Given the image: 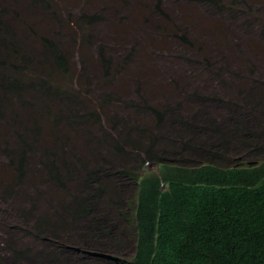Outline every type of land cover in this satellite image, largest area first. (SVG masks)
Returning a JSON list of instances; mask_svg holds the SVG:
<instances>
[{
  "label": "trees",
  "instance_id": "obj_1",
  "mask_svg": "<svg viewBox=\"0 0 264 264\" xmlns=\"http://www.w3.org/2000/svg\"><path fill=\"white\" fill-rule=\"evenodd\" d=\"M207 1L225 23L226 32L230 33L232 25L248 24L241 20L242 16L235 19L233 2ZM161 4L162 0H157L159 10ZM257 27L263 36L264 20ZM10 35H13L10 22L0 10V132L5 133L9 128L17 136L15 143L5 142L3 152L19 183L29 173L38 174V169H43L48 182L58 192L65 193L63 196L55 193L58 197L53 198L52 213L31 219L37 237L49 238L53 245L34 254L27 246L16 248L10 250L12 256L30 253L34 262L29 260V264H93L85 262L81 254L98 257L96 249L68 250L66 241L70 237L65 236L83 229L85 226L79 223L81 218L92 215L98 206L105 204L103 215L93 216L89 228L92 236L98 235L96 230L104 232L106 224L112 225L111 221L118 220L120 214L130 222L135 234L134 253L129 259L119 261L121 264H264V160L230 168H187L179 162L189 150L184 148L190 143L187 133L219 135L213 146L222 148L233 141L225 135L231 120H249V124L255 125L258 119L254 113L259 102L244 93L241 87L247 80L244 74L231 75L247 108L236 110L234 100L220 102L222 106L216 102L217 107L227 112L222 122L207 118L214 115L208 107L204 111L197 107L194 111L181 112L171 105L164 109L148 105L144 99L145 108L147 104L155 119L153 125L141 121L139 109L133 110L136 117L128 113H110L108 117V108L117 94L114 91L104 95L98 110L78 114L80 102L75 93L56 89L47 79L24 72L31 61L25 57L27 51H22ZM178 37L188 42L187 30H181ZM43 39L40 51L43 57L56 59L57 55L63 62L65 57L59 48ZM17 56L21 58L16 59ZM247 81L252 88L264 86V79ZM185 98L200 105V97L194 92ZM55 104L57 110L53 112ZM45 115H52L54 124L52 141L47 146L37 142L40 120ZM90 116L97 118L99 124L105 119L109 131L103 130L99 136L91 131L82 134L84 120ZM63 128L81 133L84 137L81 149L86 150L85 154L80 149L73 150L78 146L71 143L69 133ZM250 133L254 134L253 130L246 129L243 139L249 138ZM127 158L134 161L135 169L124 165ZM146 158L160 163L158 172L143 166ZM12 189L15 188L7 187V191ZM130 209L134 210L132 217L127 212ZM110 233L111 230L105 232L107 236ZM128 234L127 228L121 230L123 242L124 235ZM113 239H116L115 233Z\"/></svg>",
  "mask_w": 264,
  "mask_h": 264
},
{
  "label": "rangeland",
  "instance_id": "obj_2",
  "mask_svg": "<svg viewBox=\"0 0 264 264\" xmlns=\"http://www.w3.org/2000/svg\"><path fill=\"white\" fill-rule=\"evenodd\" d=\"M46 1L48 3L45 0L34 3L32 0H0V10L10 22L11 40L17 42L22 51H27L25 57L31 61L26 70L23 68L24 72L34 78L47 79L56 89L75 93L80 102L78 114L98 110L104 95L114 91L117 92L115 102L109 106V113H105L108 117L110 113H128L136 117L133 110L139 109L141 121L153 125L155 119L147 106L164 109V106L171 105L172 109L176 111L178 108L181 112L194 111L197 107L204 111L208 107L214 115L207 118L222 122L226 120L224 115L227 112L217 107L216 102L234 100L236 110L247 108L231 74H244L249 81L264 79V35L257 27L264 20V0H225L233 2L235 19L242 16L241 20L248 22L243 26L232 25L230 33L226 32L225 23L207 0H162L161 10L156 6L157 0ZM183 29L187 30L188 42L178 37ZM43 38L59 48V53L65 57L63 62L57 55L55 58L59 64L53 57H43L40 53ZM18 57L21 58L17 56L16 59ZM107 63L109 67L105 69ZM247 80L241 86L244 93L259 102L254 113L258 119L254 121L255 125L249 124V120H231L225 135L234 142L222 148L213 146L219 135L187 133L190 143L184 148L189 149L187 153L193 152L187 165L212 162L241 166L247 161L258 163L264 159V86L252 88ZM193 92L200 97L201 106L198 102L194 104L191 98H185L186 94ZM142 99L148 104L146 108ZM53 109V112L57 110L56 104ZM97 120L93 116L86 118L82 134L91 131L99 136L103 130L109 131L105 119L101 124ZM52 121V115L42 116L40 120L37 142L41 145H50L52 141ZM246 129L253 130L254 134L243 139ZM5 130V133L0 132V264H29V260L34 262L30 253L14 257L10 250L27 246L34 254L51 247L49 238L37 237L31 219L42 213H52L55 208L53 198L55 200L57 194L63 196L65 193L58 192L48 182L43 169H38V174L29 173L19 183L3 152L5 142L15 143L17 136L14 130ZM63 130L69 133L71 143L78 146L73 150L80 149L79 152L85 154L86 150L81 149L84 144L81 133L67 128ZM200 152L226 158L212 159L199 155ZM124 165L135 169L131 158H127ZM7 187L15 189L7 191ZM106 208L102 204L92 215L81 218L79 223L85 227L65 236L70 237L66 249H96L98 257L81 254L85 262L121 264L119 261L134 253L130 222L120 214L118 220L111 221L112 225L106 224L104 232L92 228L98 235L92 236L89 228L93 216H102ZM127 212L130 217L134 214L131 209ZM124 228L129 230L128 236L124 235L125 242L120 236ZM107 230H111L109 236L105 234ZM114 233L116 239H113Z\"/></svg>",
  "mask_w": 264,
  "mask_h": 264
},
{
  "label": "clouds",
  "instance_id": "obj_3",
  "mask_svg": "<svg viewBox=\"0 0 264 264\" xmlns=\"http://www.w3.org/2000/svg\"><path fill=\"white\" fill-rule=\"evenodd\" d=\"M130 154H134V153H130ZM193 154V152H189V153H187L186 155H184L183 157H181L180 158V163L182 164V165H184L185 167H187V168H193V167H195V168H197V167H205V166H215V167H222V168H230V167H239V165H232V166H223V165H220V164H216V163H212V162H207V163H201V164H198V165H187V164H189L190 163V161H189V159L188 158H190V156ZM199 155H205V156H208V157H210V158H212V159H222V158H226V156L225 157H221V156H214V155H209V154H207V153H205V152H200V154ZM198 156V155H197ZM264 160V159H263ZM262 161V160H261ZM260 161V162H261ZM247 162H249V161H247ZM259 163V162H258ZM258 163H256V164H258ZM158 164H160L159 162H156V161H152V160H149V159H144L143 160V166L145 167V168H148V169H152L153 171H155V172H158L159 171V165ZM245 165V164H244ZM244 165H241V166H244ZM137 170V169H136ZM215 185V184H214ZM163 186H164V184H163ZM133 233V232H132ZM134 234V233H133ZM134 238H135V234H134ZM133 244H134V239H133ZM131 256V255H130ZM128 259H129V256H128Z\"/></svg>",
  "mask_w": 264,
  "mask_h": 264
}]
</instances>
